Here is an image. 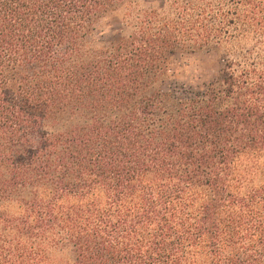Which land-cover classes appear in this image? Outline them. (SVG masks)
<instances>
[{
	"label": "trees",
	"instance_id": "trees-1",
	"mask_svg": "<svg viewBox=\"0 0 264 264\" xmlns=\"http://www.w3.org/2000/svg\"><path fill=\"white\" fill-rule=\"evenodd\" d=\"M0 264H264V0H0Z\"/></svg>",
	"mask_w": 264,
	"mask_h": 264
},
{
	"label": "rangeland",
	"instance_id": "rangeland-1",
	"mask_svg": "<svg viewBox=\"0 0 264 264\" xmlns=\"http://www.w3.org/2000/svg\"><path fill=\"white\" fill-rule=\"evenodd\" d=\"M163 0H149L160 5ZM121 14H110L99 20L93 38L104 45L115 44L121 26ZM221 61L212 52L175 53L167 60L162 89L177 98H190L201 91L217 74Z\"/></svg>",
	"mask_w": 264,
	"mask_h": 264
}]
</instances>
